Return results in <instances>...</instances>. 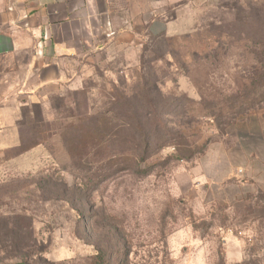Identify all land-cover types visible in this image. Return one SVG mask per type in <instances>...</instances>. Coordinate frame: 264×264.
<instances>
[{
	"label": "rangeland",
	"instance_id": "rangeland-1",
	"mask_svg": "<svg viewBox=\"0 0 264 264\" xmlns=\"http://www.w3.org/2000/svg\"><path fill=\"white\" fill-rule=\"evenodd\" d=\"M75 71L48 115L25 110L21 150L41 149L0 158V264L97 247L111 264H264V0H199L184 33ZM147 105L165 127L142 158L124 114Z\"/></svg>",
	"mask_w": 264,
	"mask_h": 264
},
{
	"label": "crops",
	"instance_id": "crops-1",
	"mask_svg": "<svg viewBox=\"0 0 264 264\" xmlns=\"http://www.w3.org/2000/svg\"><path fill=\"white\" fill-rule=\"evenodd\" d=\"M198 1L0 0V158L41 149L21 150L25 110L48 115L76 64L136 60L144 38L184 33Z\"/></svg>",
	"mask_w": 264,
	"mask_h": 264
},
{
	"label": "trees",
	"instance_id": "trees-1",
	"mask_svg": "<svg viewBox=\"0 0 264 264\" xmlns=\"http://www.w3.org/2000/svg\"><path fill=\"white\" fill-rule=\"evenodd\" d=\"M124 104H129L127 103L126 99H124ZM34 108L36 113L40 115L41 112L39 107H34ZM149 109L150 108H148L147 105L146 109L142 108V113L130 109L126 111L124 114L125 118L127 117L134 118V122L131 123L126 122L127 126H131V128H134V131L138 130L140 132L139 143H140L141 155H142V156L140 155V157L142 158H144L145 154L150 149L152 143L155 141L154 138H152V132L155 133L157 129H159L160 127L162 128L165 127V124H163L161 117L158 114H156L153 109L150 110ZM120 126L121 128H124L126 124L123 123ZM100 131H102L103 133V130L97 129V132L100 133ZM112 261L113 260L107 255L106 251L97 247L95 248V252L93 253V255L87 257L81 263H75V262L71 263L65 261L59 264H111Z\"/></svg>",
	"mask_w": 264,
	"mask_h": 264
}]
</instances>
